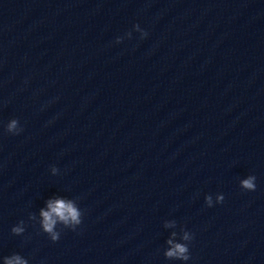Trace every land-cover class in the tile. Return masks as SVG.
I'll return each mask as SVG.
<instances>
[{
    "label": "water",
    "instance_id": "95a60500",
    "mask_svg": "<svg viewBox=\"0 0 264 264\" xmlns=\"http://www.w3.org/2000/svg\"><path fill=\"white\" fill-rule=\"evenodd\" d=\"M55 198L83 216L52 241ZM17 255L264 264V0H0V264Z\"/></svg>",
    "mask_w": 264,
    "mask_h": 264
},
{
    "label": "clouds",
    "instance_id": "9594fccd",
    "mask_svg": "<svg viewBox=\"0 0 264 264\" xmlns=\"http://www.w3.org/2000/svg\"><path fill=\"white\" fill-rule=\"evenodd\" d=\"M136 31H140L142 36H146L147 33L144 32L143 29L140 28L139 24L133 26ZM127 35L131 36V32ZM120 37H117V42L120 41ZM6 130L12 134H19L22 131L19 122L17 119H11L7 126ZM58 171L56 167H52V172L55 174ZM256 177L255 175H249L247 178L241 180V187L250 191H254L256 189ZM224 200L223 194L217 195V203H220ZM205 201L208 206H212V197L210 195L205 196ZM41 216V226L44 232L50 234L52 241H57L60 238L59 232L56 230V225L62 224L66 228H70L72 230H76L77 226L82 223V210L77 205L74 200L64 199V198H55L49 199L46 202V208L40 210ZM171 223L167 222V226H171ZM14 233H21L23 231L22 227H14L12 229ZM175 233H173V236ZM183 239H189V235L185 232ZM168 244L171 247L165 252V256L169 258H178L182 260H188V248L185 244L175 243L172 239L168 240ZM5 264H27L26 261L21 260V258L17 255L11 259L5 258Z\"/></svg>",
    "mask_w": 264,
    "mask_h": 264
}]
</instances>
